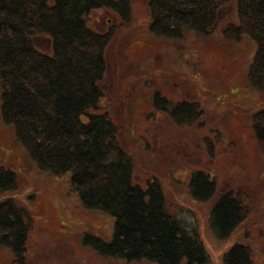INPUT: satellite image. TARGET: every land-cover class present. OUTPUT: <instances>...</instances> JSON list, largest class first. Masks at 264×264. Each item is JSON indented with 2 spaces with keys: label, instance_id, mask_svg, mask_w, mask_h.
<instances>
[{
  "label": "trees",
  "instance_id": "obj_1",
  "mask_svg": "<svg viewBox=\"0 0 264 264\" xmlns=\"http://www.w3.org/2000/svg\"><path fill=\"white\" fill-rule=\"evenodd\" d=\"M230 1L150 0L151 32L174 40L189 32L209 37ZM102 9L118 19L105 33L89 25L90 14ZM237 16L238 23L223 30L224 38L241 41L248 36L256 43L249 80L264 92V0H238ZM132 18L131 0H0L1 117L40 170L71 173L73 190L84 205L113 216L112 242L85 238L99 255L129 262L211 264L199 232L167 212L159 179L136 180L135 152L123 138L128 125L99 112L107 48L117 25L127 26ZM38 37L50 39L52 52L36 47ZM202 103L193 96L173 101L158 91L153 98L155 113L187 126H204ZM254 132L264 150V106L254 114ZM214 149L210 146L208 152L212 157ZM17 187L16 173L0 166V194ZM189 187L201 202L217 194L216 181L202 170L192 173ZM211 216L218 236L226 239L247 221L249 206L232 192L222 193ZM31 227L26 209L12 198L0 200V249L12 252L11 264H25ZM223 264H254L251 247L237 243Z\"/></svg>",
  "mask_w": 264,
  "mask_h": 264
},
{
  "label": "rangeland",
  "instance_id": "obj_2",
  "mask_svg": "<svg viewBox=\"0 0 264 264\" xmlns=\"http://www.w3.org/2000/svg\"><path fill=\"white\" fill-rule=\"evenodd\" d=\"M131 2V23L117 25L106 51L101 83L105 97L99 112L128 125L123 138L135 152L136 180L159 179L167 212L199 232L211 264H223L224 255L237 243L251 247L254 264H264V150L254 132V114L264 106V92L249 80L257 45L248 36L230 41L223 35L228 24L238 23V0L220 11L209 37L189 32L178 40L151 32L150 0ZM117 22L116 14L104 9L89 18V25L101 33ZM34 43L52 52L49 38L38 37ZM157 91L173 101L192 96L203 100L204 126L179 125L169 114L155 113ZM151 112L155 115L149 119ZM210 146L215 147L213 157ZM0 166L18 177V187L1 193L0 200L12 198L31 217L25 264H157L104 257L87 245V236L113 241V216L84 205L73 190L71 173L40 170L14 128L4 124L1 108ZM196 170L216 181L217 194L210 201H198L190 191ZM227 192L249 206V216L232 237L221 239L212 225L211 208ZM13 259L9 249H0V264Z\"/></svg>",
  "mask_w": 264,
  "mask_h": 264
}]
</instances>
